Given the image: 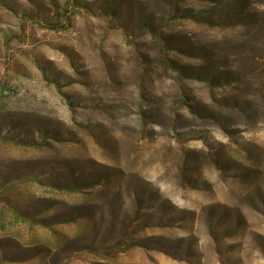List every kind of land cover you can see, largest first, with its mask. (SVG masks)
<instances>
[{
  "label": "rangeland",
  "instance_id": "rangeland-1",
  "mask_svg": "<svg viewBox=\"0 0 264 264\" xmlns=\"http://www.w3.org/2000/svg\"><path fill=\"white\" fill-rule=\"evenodd\" d=\"M0 264H264V0H0Z\"/></svg>",
  "mask_w": 264,
  "mask_h": 264
}]
</instances>
